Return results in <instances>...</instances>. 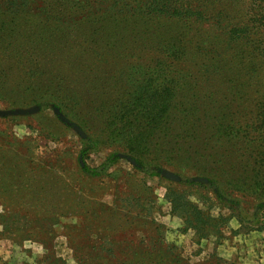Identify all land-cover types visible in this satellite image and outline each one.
Masks as SVG:
<instances>
[{"label":"trees","instance_id":"16d2710c","mask_svg":"<svg viewBox=\"0 0 264 264\" xmlns=\"http://www.w3.org/2000/svg\"><path fill=\"white\" fill-rule=\"evenodd\" d=\"M5 100L75 125L87 179L124 156L177 176L164 198L197 244L234 217L264 229V0H0ZM248 199L253 222L238 211ZM147 231L148 244L70 245L77 264H238L190 263L161 226Z\"/></svg>","mask_w":264,"mask_h":264},{"label":"rangeland","instance_id":"374dc122","mask_svg":"<svg viewBox=\"0 0 264 264\" xmlns=\"http://www.w3.org/2000/svg\"><path fill=\"white\" fill-rule=\"evenodd\" d=\"M57 115L55 108L0 101V264H59L57 258L77 264L70 244H148L147 230L156 225L190 263L215 254L229 263L264 264V229L241 228L237 217L216 242L197 244L193 233L181 232V219L164 198L166 186L179 181L168 171L137 172L124 156L111 175L83 177L76 159L82 134ZM103 155L94 154L91 163L98 165ZM254 204L248 199L246 210L238 208L245 222H253Z\"/></svg>","mask_w":264,"mask_h":264}]
</instances>
